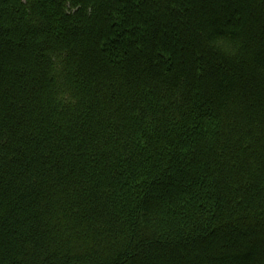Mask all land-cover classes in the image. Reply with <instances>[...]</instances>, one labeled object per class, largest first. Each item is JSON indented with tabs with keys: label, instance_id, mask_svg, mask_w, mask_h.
Returning a JSON list of instances; mask_svg holds the SVG:
<instances>
[{
	"label": "trees",
	"instance_id": "16d2710c",
	"mask_svg": "<svg viewBox=\"0 0 264 264\" xmlns=\"http://www.w3.org/2000/svg\"><path fill=\"white\" fill-rule=\"evenodd\" d=\"M0 264H264V0H0Z\"/></svg>",
	"mask_w": 264,
	"mask_h": 264
}]
</instances>
